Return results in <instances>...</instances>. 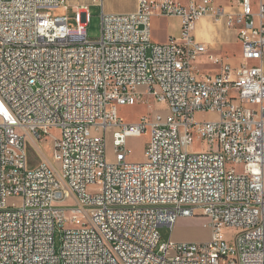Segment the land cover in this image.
I'll use <instances>...</instances> for the list:
<instances>
[{
	"label": "built area",
	"instance_id": "obj_1",
	"mask_svg": "<svg viewBox=\"0 0 264 264\" xmlns=\"http://www.w3.org/2000/svg\"><path fill=\"white\" fill-rule=\"evenodd\" d=\"M71 2L0 0V264H264V0H138L102 13L95 40ZM70 9L75 23L55 13ZM154 16L180 18V36L153 43ZM205 18L236 32L240 66L197 38ZM203 57L217 74L196 69ZM145 96L167 115L125 123ZM52 130L58 168L31 166L29 141ZM147 133L145 162L129 163ZM199 216L210 241L161 242Z\"/></svg>",
	"mask_w": 264,
	"mask_h": 264
},
{
	"label": "rangeland",
	"instance_id": "obj_2",
	"mask_svg": "<svg viewBox=\"0 0 264 264\" xmlns=\"http://www.w3.org/2000/svg\"><path fill=\"white\" fill-rule=\"evenodd\" d=\"M95 1V0H94ZM112 1L114 4V9L119 12L128 11L134 7V0H108ZM107 2V0H106ZM125 2V3H124ZM84 4L83 0H73L71 5ZM111 9L109 7H105V11L108 12ZM57 15L68 16L71 19L72 23H75V14L73 9H70L69 12H65L63 10H59L55 12ZM212 24L218 26H225V21L216 22L212 18H206ZM101 23H102V8L98 5L92 3L90 7V21L87 26V35L89 39L95 40L100 38L101 36ZM227 29V28H226ZM218 43L214 45L215 48L218 47ZM232 54L235 55L239 51L231 50ZM145 102L142 105L136 107H122L120 108V116L124 120L125 123L128 124H136L138 123L142 117L146 115H154L158 112H161L164 115H167L166 106L159 104L154 99H151L150 96H145ZM198 118L201 119H214L215 116L213 114H200ZM110 139H109V148H108V162H115V154L112 143V134L113 130L109 131ZM51 137H49L48 141L41 145L36 144L32 140L29 141L28 153H29V163L31 166L35 167L42 162L46 161L53 168H58V163L55 161L53 157V148L54 141L53 139L58 138L59 132L56 130L51 131ZM150 139V133L143 134L141 136H135L129 139L128 148L130 150L129 153V163H144L145 162V152L146 147ZM194 148L196 150H202L205 148L203 143H195ZM238 172H241L240 168L237 169ZM68 217H71V214L68 213ZM207 224V219L203 216L194 217V218H182L176 225L174 230L168 227H162L160 229L161 233V242L165 243L172 239L177 243H205L211 240L212 230L211 228H205L204 226ZM67 230L79 229V226L76 224L69 223L66 225ZM226 234H230V232H226ZM62 244V233L60 231L56 232V245L57 249H60Z\"/></svg>",
	"mask_w": 264,
	"mask_h": 264
},
{
	"label": "crops",
	"instance_id": "obj_3",
	"mask_svg": "<svg viewBox=\"0 0 264 264\" xmlns=\"http://www.w3.org/2000/svg\"><path fill=\"white\" fill-rule=\"evenodd\" d=\"M84 4L88 6L89 11L90 7L93 4L98 5L102 8V13L114 15V14H129L135 12L138 6V0H134V7L128 11L119 12L115 10L114 4L112 1L106 2L102 0L103 3L96 4L94 0H83ZM186 2L187 0H182ZM125 3V2H124ZM109 7L111 10L106 12L105 7ZM182 30V22L178 17H166V16H154L152 18V42L156 44H166L170 41L171 38L179 37ZM197 38L209 45L210 49L216 53L221 54L226 57L227 62L238 67L242 64V45L238 40L237 34L233 30L226 29L224 26H218L209 22L208 19L201 20L197 25L196 30ZM218 43V47L215 48L214 45ZM239 48V51H238ZM231 50L238 51L235 55H230ZM235 51V52H236ZM254 66L259 65L257 62L253 63ZM196 69L201 74H217L219 68L217 65H214L203 57L196 64ZM176 228V227H175Z\"/></svg>",
	"mask_w": 264,
	"mask_h": 264
}]
</instances>
